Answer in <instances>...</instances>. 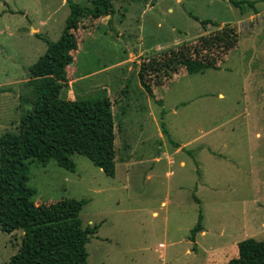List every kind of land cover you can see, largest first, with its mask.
Segmentation results:
<instances>
[{
    "label": "rangeland",
    "instance_id": "obj_1",
    "mask_svg": "<svg viewBox=\"0 0 264 264\" xmlns=\"http://www.w3.org/2000/svg\"><path fill=\"white\" fill-rule=\"evenodd\" d=\"M90 1L0 0V135L15 132L31 109L21 97L44 40L60 39L71 3ZM230 1L115 0L112 18L84 20L78 30L62 94L112 101L116 175L75 154V172L28 162V186L37 204L88 201L83 225L99 226L89 264H226L225 248L264 241V0H247L258 13ZM225 25L240 42L219 70H181L162 86L153 79L155 98L142 87L139 71L151 57ZM200 216L196 245L189 238ZM22 236L0 230V264H9Z\"/></svg>",
    "mask_w": 264,
    "mask_h": 264
},
{
    "label": "trees",
    "instance_id": "obj_2",
    "mask_svg": "<svg viewBox=\"0 0 264 264\" xmlns=\"http://www.w3.org/2000/svg\"><path fill=\"white\" fill-rule=\"evenodd\" d=\"M114 1L91 0L88 6L70 4L62 36L56 42L45 39L48 46L45 54L30 68L27 83L30 92L22 94L21 106L31 109L21 117L15 132L0 135V230L8 234L23 232L21 245L9 264H89L87 245L99 226L83 225L80 216L88 201L35 203L36 190L28 186V162L47 166L55 161L61 168L75 172L77 166L72 157L79 154L115 177L117 125L112 101L108 97L74 101L62 94L69 85L68 71L80 48L78 30L84 20L112 16ZM230 2L236 8L258 13L255 2ZM201 24L213 22L206 20ZM239 42L237 28L225 25L201 36L196 43L164 50L142 64L141 85L155 98L153 79L155 85L162 86L181 70L189 75L219 70V62ZM195 200L200 202L197 197ZM202 219L200 216L191 231L189 239L194 244L197 235L204 231ZM237 250L238 255L226 264H264V241L250 238L238 243Z\"/></svg>",
    "mask_w": 264,
    "mask_h": 264
},
{
    "label": "crops",
    "instance_id": "obj_3",
    "mask_svg": "<svg viewBox=\"0 0 264 264\" xmlns=\"http://www.w3.org/2000/svg\"><path fill=\"white\" fill-rule=\"evenodd\" d=\"M114 15V14H113ZM112 15V16H113ZM112 16H109V17H105L104 19H106V18H112ZM103 19V18H102ZM45 25V22L43 23H41V26H44ZM33 31H38V32H40L39 31V28H32V32ZM38 35H40V33H37V34H34V36L35 37H37V38H40V37H38ZM41 36V35H40ZM77 80H78V78H77ZM263 226H264V224H263ZM196 245H197V240H196ZM198 247V246H197ZM197 247H196V249H197ZM237 247H238V244H236V245H234V246H232V247H229V248H225L223 251H225L226 253L228 252L230 255V259H232V258H234V257H236L237 255H238V250H237ZM193 251H196V250H193ZM198 251V250H197ZM188 253H190V251H188Z\"/></svg>",
    "mask_w": 264,
    "mask_h": 264
}]
</instances>
